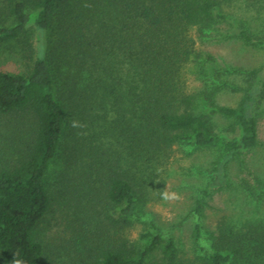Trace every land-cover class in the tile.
<instances>
[{"label": "trees", "instance_id": "16d2710c", "mask_svg": "<svg viewBox=\"0 0 264 264\" xmlns=\"http://www.w3.org/2000/svg\"><path fill=\"white\" fill-rule=\"evenodd\" d=\"M224 2L0 0V47L39 33L26 71H0V264H146L157 249L180 264L176 242L158 227L142 247L121 232L175 147L224 141L196 201L200 214L212 189L230 185L228 163L259 144L253 108L264 99V66L223 67L200 46L227 20ZM237 36L254 41L246 30ZM232 76L246 83L235 107L218 101L240 90ZM217 118L230 121L227 130ZM59 156L60 187L49 192ZM55 205L67 208L70 235L52 244ZM205 234L200 264H264V218L222 217Z\"/></svg>", "mask_w": 264, "mask_h": 264}, {"label": "rangeland", "instance_id": "374dc122", "mask_svg": "<svg viewBox=\"0 0 264 264\" xmlns=\"http://www.w3.org/2000/svg\"><path fill=\"white\" fill-rule=\"evenodd\" d=\"M227 16L218 26V32L208 34L200 46L211 53L223 67L258 69L264 66V0H225L223 6ZM246 30L254 39L247 42L238 32ZM38 32L32 28L28 35L0 47V71L22 73L34 58L37 50ZM240 90L230 89L218 95L222 105L237 106L246 87L245 78H229ZM258 122L259 144L241 157H235L227 165L230 185L214 188L202 202L200 214L194 212L200 192L212 179L214 162L224 154V141L207 149H196L192 145L175 147L165 164L158 166L151 183L145 188L147 197L141 202L137 216L133 217L123 235L142 247L146 240L142 235L158 227L172 237L179 252L180 264H200V258L208 252L205 231L217 220L225 217L236 221L264 218V99L254 105ZM219 129H228L230 121L217 118ZM119 152L120 165L125 166V154L118 145H113L110 153ZM115 153V152H113ZM61 156L51 165L47 176L49 192L60 187ZM257 179L260 183H257ZM246 181L248 187H244ZM258 187L259 193L254 190ZM67 208L54 206V218H50L47 237L52 244L69 237L66 230L65 212ZM72 212L70 213V215ZM200 225V234L196 227ZM146 264H166L160 249L151 254Z\"/></svg>", "mask_w": 264, "mask_h": 264}]
</instances>
